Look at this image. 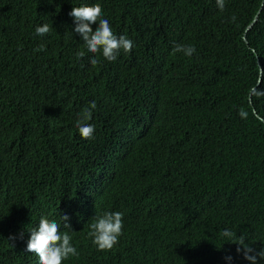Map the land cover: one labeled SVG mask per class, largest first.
Instances as JSON below:
<instances>
[{
	"label": "trees",
	"instance_id": "trees-1",
	"mask_svg": "<svg viewBox=\"0 0 264 264\" xmlns=\"http://www.w3.org/2000/svg\"><path fill=\"white\" fill-rule=\"evenodd\" d=\"M96 3L135 44L114 62L69 15ZM105 212L123 234L100 251ZM61 214L79 252L62 264H249L231 243L264 247V0H0V264H40L30 231Z\"/></svg>",
	"mask_w": 264,
	"mask_h": 264
},
{
	"label": "clouds",
	"instance_id": "clouds-1",
	"mask_svg": "<svg viewBox=\"0 0 264 264\" xmlns=\"http://www.w3.org/2000/svg\"><path fill=\"white\" fill-rule=\"evenodd\" d=\"M216 3L217 7L223 11L225 0H216ZM69 15L74 18L75 33L81 37L89 53L102 54L105 60L114 62L122 52L130 54L135 47L134 41L126 35L117 36L114 33L109 20L104 18L103 9L99 3L93 6L73 7ZM92 25H98L95 31H93ZM52 27L47 23L37 26L35 29L36 35L46 36L52 30ZM252 27L253 25L248 31ZM246 42L248 43L247 39ZM42 50H44L43 45L37 49V51ZM176 53L192 57L196 53V48L193 45H175L173 54ZM84 56L85 53L83 51L77 53L78 59H82ZM90 63L95 66L98 60L92 59ZM96 107L95 101L91 102L89 106L82 110L76 121V128L86 140L95 138V125L89 123V121H91L93 110ZM60 220L63 222V229H65L63 231L60 223L56 220H50L46 216H42L39 219V226L30 231L26 252L35 253L39 257L40 264H62L63 261L71 257L79 256L77 248L73 246L72 235L68 231L74 232L70 217L66 214H61ZM88 227L90 228L89 237L92 238V242L97 249L100 251L111 250L119 243V238L123 234V214L121 212H105L101 216H96ZM221 236L228 241L236 239L235 234L229 229L223 230ZM15 239L16 236L9 237L11 241H15ZM20 239H23V233L20 234ZM238 241V243L231 244L238 245L237 253L242 254L249 264H259L261 260H264V247L258 250L256 247L246 243L244 236H240ZM225 260L228 264H231L233 257L227 255Z\"/></svg>",
	"mask_w": 264,
	"mask_h": 264
},
{
	"label": "water",
	"instance_id": "water-1",
	"mask_svg": "<svg viewBox=\"0 0 264 264\" xmlns=\"http://www.w3.org/2000/svg\"><path fill=\"white\" fill-rule=\"evenodd\" d=\"M257 18H258V17H256V18H255V21H254V22H256V21H257ZM250 101H251V103H252V98H250Z\"/></svg>",
	"mask_w": 264,
	"mask_h": 264
},
{
	"label": "bare ground",
	"instance_id": "bare-ground-1",
	"mask_svg": "<svg viewBox=\"0 0 264 264\" xmlns=\"http://www.w3.org/2000/svg\"><path fill=\"white\" fill-rule=\"evenodd\" d=\"M147 115V114H146ZM147 117H148V115H147Z\"/></svg>",
	"mask_w": 264,
	"mask_h": 264
}]
</instances>
